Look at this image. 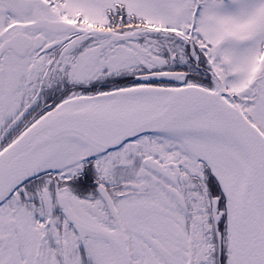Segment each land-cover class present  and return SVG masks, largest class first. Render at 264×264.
Returning a JSON list of instances; mask_svg holds the SVG:
<instances>
[{
  "label": "snow or ice",
  "instance_id": "6c2138e0",
  "mask_svg": "<svg viewBox=\"0 0 264 264\" xmlns=\"http://www.w3.org/2000/svg\"><path fill=\"white\" fill-rule=\"evenodd\" d=\"M0 264H264V0H0Z\"/></svg>",
  "mask_w": 264,
  "mask_h": 264
}]
</instances>
